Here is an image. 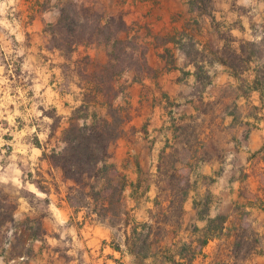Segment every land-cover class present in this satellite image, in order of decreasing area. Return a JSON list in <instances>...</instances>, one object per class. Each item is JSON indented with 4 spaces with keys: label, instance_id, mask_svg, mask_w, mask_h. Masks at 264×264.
Instances as JSON below:
<instances>
[{
    "label": "crops",
    "instance_id": "obj_1",
    "mask_svg": "<svg viewBox=\"0 0 264 264\" xmlns=\"http://www.w3.org/2000/svg\"><path fill=\"white\" fill-rule=\"evenodd\" d=\"M66 1L0 0V112L46 202L33 256L0 264H264V0H72L120 17L149 69L115 80L120 135L83 185L47 155L79 109L106 117L86 79L108 57L50 47Z\"/></svg>",
    "mask_w": 264,
    "mask_h": 264
},
{
    "label": "trees",
    "instance_id": "obj_2",
    "mask_svg": "<svg viewBox=\"0 0 264 264\" xmlns=\"http://www.w3.org/2000/svg\"><path fill=\"white\" fill-rule=\"evenodd\" d=\"M197 1L203 6L209 2ZM102 20L100 14L87 8L62 7L57 22L45 28L51 35L50 47L62 51L66 56L80 45H104L107 48V63L98 65V71L87 81L93 84L92 91L102 96L110 119L93 115L90 123L85 120L80 123L79 120L85 119V116L78 113L79 109L61 133L62 149L58 152L52 150L47 155L51 164L62 171L64 179L72 180L76 185H83L85 180L97 176L101 171L99 166L108 158L110 144L120 135L122 120L112 102L122 89L114 88L115 80L129 69L137 75L149 72L145 52L139 50L135 39L119 37L120 33L127 31L122 19L109 17L104 24ZM246 51L248 58L259 54L251 45ZM84 97L85 102L91 100L90 94H85ZM42 234L39 231L37 235H33V240Z\"/></svg>",
    "mask_w": 264,
    "mask_h": 264
},
{
    "label": "rangeland",
    "instance_id": "obj_3",
    "mask_svg": "<svg viewBox=\"0 0 264 264\" xmlns=\"http://www.w3.org/2000/svg\"><path fill=\"white\" fill-rule=\"evenodd\" d=\"M62 7L78 9L82 6L72 0H67ZM16 85H19V82L9 84L8 88L13 89ZM46 114L48 117L52 116L50 111ZM12 117L11 112H0V256L6 260L15 261L21 257H32L33 243L42 240L45 232L41 221L46 213L44 212L46 202L30 192L29 186L20 181L24 174H27L28 164L23 158L15 157L16 152L12 139L16 131L8 126V121ZM105 118L109 116L106 114ZM53 123L51 133L56 127V122ZM45 124L46 122L41 123L42 131L46 129L45 126L43 127ZM15 170H19L20 173L18 174ZM24 203H27L32 210H28ZM39 231L43 234L33 240V235H37Z\"/></svg>",
    "mask_w": 264,
    "mask_h": 264
}]
</instances>
